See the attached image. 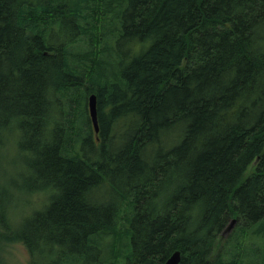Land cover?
Masks as SVG:
<instances>
[{
    "label": "trees",
    "instance_id": "1",
    "mask_svg": "<svg viewBox=\"0 0 264 264\" xmlns=\"http://www.w3.org/2000/svg\"><path fill=\"white\" fill-rule=\"evenodd\" d=\"M10 126L51 191L31 259L106 264L122 219V264H242L209 258L232 219L264 239V0H0Z\"/></svg>",
    "mask_w": 264,
    "mask_h": 264
},
{
    "label": "rangeland",
    "instance_id": "2",
    "mask_svg": "<svg viewBox=\"0 0 264 264\" xmlns=\"http://www.w3.org/2000/svg\"><path fill=\"white\" fill-rule=\"evenodd\" d=\"M17 142L18 131L15 127L10 126L0 143V263L34 264L33 261L37 259H31V252L27 246L17 238V235L13 238L11 236L36 211L44 209L50 200L51 191L50 189H33L28 185L29 182L26 184L25 180L29 181L27 175H30L31 171L28 168L25 155H23L24 152L18 148ZM117 229L119 233L115 235L114 239H109V242L114 245V250L112 257H105L106 264H122L123 249H120V245L125 242L126 238L121 233L123 230L122 219L119 221ZM241 231V227L236 222L232 224V228L227 234L214 241L213 253L209 259L217 260L218 254L226 260L233 255L235 257L243 255L244 263L242 264H247L248 260L252 259L257 252L262 251L264 255V239L259 236L260 230L257 229L255 234L250 235L245 232L240 233ZM238 234L239 245L236 244L235 239ZM229 237H231L230 240ZM40 259L35 264H45L44 260ZM258 261L259 259H256V263Z\"/></svg>",
    "mask_w": 264,
    "mask_h": 264
},
{
    "label": "water",
    "instance_id": "3",
    "mask_svg": "<svg viewBox=\"0 0 264 264\" xmlns=\"http://www.w3.org/2000/svg\"><path fill=\"white\" fill-rule=\"evenodd\" d=\"M87 111L90 118L93 133L97 135L99 128L97 121V101H96V96L94 94H90L87 98ZM235 222H236L235 219H232L230 221L229 225L222 232L223 236L231 230L232 224H234ZM180 258H181L180 252L178 250H175L170 253V255L164 260L162 264H179Z\"/></svg>",
    "mask_w": 264,
    "mask_h": 264
}]
</instances>
